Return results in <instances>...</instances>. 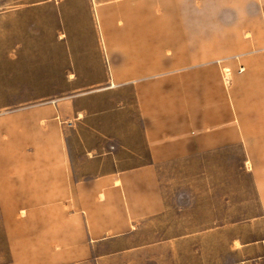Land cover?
<instances>
[{
    "label": "rangeland",
    "instance_id": "obj_1",
    "mask_svg": "<svg viewBox=\"0 0 264 264\" xmlns=\"http://www.w3.org/2000/svg\"><path fill=\"white\" fill-rule=\"evenodd\" d=\"M95 2L96 9L93 0H0L2 158H12L21 134L31 145L45 129L39 118L48 105L63 108L64 98L82 90L78 85L100 76L111 82L103 49L122 53L142 75L189 64L195 52L220 53L200 59H236L264 42V0ZM94 49L102 52L103 71H69L70 51ZM89 62L93 68L94 58ZM248 64H221L233 96L247 101L238 104L248 110L246 130L235 131L224 150L162 167L161 212L116 233L72 232V246L61 249L62 233H49L56 237L49 247L36 237L37 220L20 211L15 222L0 206V264H264V55ZM14 226L17 257L7 231Z\"/></svg>",
    "mask_w": 264,
    "mask_h": 264
},
{
    "label": "crops",
    "instance_id": "obj_2",
    "mask_svg": "<svg viewBox=\"0 0 264 264\" xmlns=\"http://www.w3.org/2000/svg\"><path fill=\"white\" fill-rule=\"evenodd\" d=\"M93 4L96 9L95 0ZM95 14L99 20L97 10ZM262 16L264 20V7ZM262 49L264 42L235 54L236 59H200L220 53L195 52L189 64L142 75L125 64L122 53L103 49L113 85L107 76L78 85L82 90L64 98L63 108L48 105L46 116L39 118L45 129L31 145L21 134L12 158L0 153L2 214L16 222L21 211V217L37 220L42 228L36 237L52 248L56 237L49 233H62L61 249L72 246V232L79 237L116 233L158 214L164 208L162 167L224 150L236 139L235 131L246 130L248 110L238 104L247 101L233 96L232 78L221 64L245 70L264 55ZM78 51L69 52V71H103L101 51ZM8 228L11 255L17 257L22 253L19 230Z\"/></svg>",
    "mask_w": 264,
    "mask_h": 264
},
{
    "label": "built area",
    "instance_id": "obj_3",
    "mask_svg": "<svg viewBox=\"0 0 264 264\" xmlns=\"http://www.w3.org/2000/svg\"><path fill=\"white\" fill-rule=\"evenodd\" d=\"M110 85H113V83H112V82H110Z\"/></svg>",
    "mask_w": 264,
    "mask_h": 264
}]
</instances>
